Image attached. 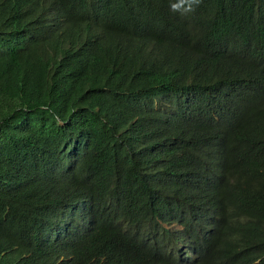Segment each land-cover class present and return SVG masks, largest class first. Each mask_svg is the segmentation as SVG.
I'll use <instances>...</instances> for the list:
<instances>
[{"label":"trees","instance_id":"16d2710c","mask_svg":"<svg viewBox=\"0 0 264 264\" xmlns=\"http://www.w3.org/2000/svg\"><path fill=\"white\" fill-rule=\"evenodd\" d=\"M94 1L0 0V264H179L183 244L197 264L219 191L228 218L211 256L254 264L264 256V100L215 102L207 92L226 85L198 84L204 53L182 39L131 35L120 21L108 33L84 26L99 19ZM219 125L241 130L221 158L195 139ZM234 180L253 184L250 200L231 194ZM84 203L96 225L80 239Z\"/></svg>","mask_w":264,"mask_h":264},{"label":"clouds","instance_id":"9594fccd","mask_svg":"<svg viewBox=\"0 0 264 264\" xmlns=\"http://www.w3.org/2000/svg\"><path fill=\"white\" fill-rule=\"evenodd\" d=\"M104 1L105 7L97 0L92 4L99 21L93 19L84 26L108 33L105 27L114 31L113 24L120 21L131 35L152 28L160 37L182 39L191 51L204 53L195 78L198 84L205 87L217 79L226 85L222 93L207 92L215 102L226 103L237 97L257 108L258 102L264 100V0H121L117 5ZM246 14L250 19L243 23ZM215 136L213 128H209L195 139L204 143ZM76 210L78 236L86 239L96 225L92 206L84 203ZM212 220L218 222L215 237L204 246L197 264H236V256H211L226 216L214 214ZM68 225L61 233H65ZM180 231L182 228L177 224L170 227L174 235ZM180 251L182 257L175 256L179 264H192L196 259L188 244L181 245Z\"/></svg>","mask_w":264,"mask_h":264},{"label":"bare ground","instance_id":"6f19581e","mask_svg":"<svg viewBox=\"0 0 264 264\" xmlns=\"http://www.w3.org/2000/svg\"><path fill=\"white\" fill-rule=\"evenodd\" d=\"M250 60L253 61V59L251 57H250ZM213 132L216 133V136L214 138L206 139V141L203 144L214 145L213 150H214L215 155L218 156L219 158H221V157L226 156L228 148L230 147L231 143L233 141H235L237 139V137L240 135L241 130H231V129L223 126V125H219V126L213 127ZM257 136L261 138L260 135L257 134ZM231 156H232V154L228 157V159L225 162H223L222 164H220L218 166L219 167H221V166L226 167L228 162L230 161ZM251 185H253V184L236 185L235 180H234V182H232L230 185L231 194L234 195L235 198L240 199V200H244L245 198L249 199V188ZM218 195H219V199H220V205L214 211V214H216V215L223 214L224 216H226V218H228V205H227L226 201L224 200L221 191H219ZM240 219L242 221H244L243 218H240ZM263 258H264V256L262 258H260L259 260H257L254 264H259Z\"/></svg>","mask_w":264,"mask_h":264},{"label":"rangeland","instance_id":"374dc122","mask_svg":"<svg viewBox=\"0 0 264 264\" xmlns=\"http://www.w3.org/2000/svg\"><path fill=\"white\" fill-rule=\"evenodd\" d=\"M69 223H65L63 225H60V228H58V230H60L59 232H63L65 230V226L68 225ZM62 226V227H61ZM184 256L189 257L187 254H184Z\"/></svg>","mask_w":264,"mask_h":264}]
</instances>
